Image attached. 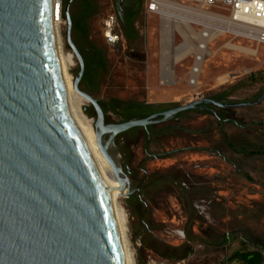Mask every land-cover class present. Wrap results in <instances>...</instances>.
Here are the masks:
<instances>
[{
  "label": "rangeland",
  "instance_id": "374dc122",
  "mask_svg": "<svg viewBox=\"0 0 264 264\" xmlns=\"http://www.w3.org/2000/svg\"><path fill=\"white\" fill-rule=\"evenodd\" d=\"M132 1L75 0L71 7V39L85 61L79 87L105 107L108 123L217 95L229 104L262 96L264 44L229 36L211 43L197 89L185 79L193 50L173 65L175 82L161 85L163 20L147 12V0ZM63 18L74 80L80 65ZM172 38L176 47L182 43L176 31ZM211 108L116 138L131 184L132 193L119 204L136 264H264V99ZM83 112L94 126L90 102Z\"/></svg>",
  "mask_w": 264,
  "mask_h": 264
},
{
  "label": "water",
  "instance_id": "95a60500",
  "mask_svg": "<svg viewBox=\"0 0 264 264\" xmlns=\"http://www.w3.org/2000/svg\"><path fill=\"white\" fill-rule=\"evenodd\" d=\"M73 2L64 7L80 65L73 85L92 104L98 147L125 188L120 196L132 191L115 151L118 135L202 104L237 108L264 99L201 98L108 123L100 101L79 87L85 61L71 39ZM55 23V0H0V264H126L111 187L70 116Z\"/></svg>",
  "mask_w": 264,
  "mask_h": 264
},
{
  "label": "built area",
  "instance_id": "2783aa9c",
  "mask_svg": "<svg viewBox=\"0 0 264 264\" xmlns=\"http://www.w3.org/2000/svg\"><path fill=\"white\" fill-rule=\"evenodd\" d=\"M55 4L56 22L64 23V1L55 0ZM146 8L160 19L168 13L181 21L182 33L176 31L181 44L189 41L194 45L192 63L185 75L192 89L200 85L203 65L215 40L229 36L247 43L264 44V0H147ZM189 32L195 36L188 37ZM159 79L161 85H170L175 82V73L170 75L168 70L160 69Z\"/></svg>",
  "mask_w": 264,
  "mask_h": 264
},
{
  "label": "bare ground",
  "instance_id": "6f19581e",
  "mask_svg": "<svg viewBox=\"0 0 264 264\" xmlns=\"http://www.w3.org/2000/svg\"><path fill=\"white\" fill-rule=\"evenodd\" d=\"M162 29H161V47H162V68L164 71L168 70L170 75L173 73V65L183 57H185L189 51L194 49L192 42H185L180 46L176 47L173 44V31L181 30V21L172 18L170 14L166 13L162 17ZM62 21L55 23L56 35L58 39V50L60 65L64 77V82L66 86L67 102L70 112V116L75 123L82 139L86 142L92 156L93 160L100 171L103 178L111 187V198L112 205L114 208V213L118 223V228L121 235L122 245L124 249V255L126 264H136L135 256L131 251V244L128 237V226L126 215L121 208L119 201L122 196L119 193H123L125 188L120 184L118 178L116 177L111 165L104 157L100 151L96 133L92 120L89 119L83 112L84 99L76 90L73 85V77L70 74V69L75 65L74 57L71 53L66 52L63 47L62 37H61V25ZM188 37L192 38L195 35L192 32L187 33ZM235 49H242L232 45ZM254 54L253 51H249Z\"/></svg>",
  "mask_w": 264,
  "mask_h": 264
},
{
  "label": "flooded vegetation",
  "instance_id": "af4514ba",
  "mask_svg": "<svg viewBox=\"0 0 264 264\" xmlns=\"http://www.w3.org/2000/svg\"><path fill=\"white\" fill-rule=\"evenodd\" d=\"M132 1V0H131ZM133 2V1H132ZM74 3H75V0H74V2H73V5H74ZM211 106H214V105H208V104H202L201 106H200V108L199 109H202V110H204L205 112H214L213 111V109L211 108ZM149 116V115H148ZM148 126H150V125H148ZM148 126H147V128H148Z\"/></svg>",
  "mask_w": 264,
  "mask_h": 264
},
{
  "label": "trees",
  "instance_id": "16d2710c",
  "mask_svg": "<svg viewBox=\"0 0 264 264\" xmlns=\"http://www.w3.org/2000/svg\"><path fill=\"white\" fill-rule=\"evenodd\" d=\"M223 98H224L223 96H221V95H217V97H216L215 99L218 100V101H225V100H222ZM219 99H220V100H219ZM103 109H104L105 114H106L107 111H106L105 107H104ZM181 114H182V113H181ZM216 116H217L218 119L222 120V117H221L220 115H216ZM92 117H94V114H92Z\"/></svg>",
  "mask_w": 264,
  "mask_h": 264
}]
</instances>
